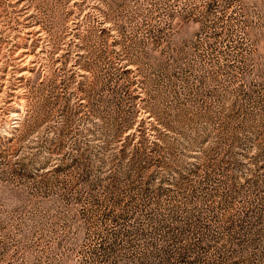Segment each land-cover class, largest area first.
I'll list each match as a JSON object with an SVG mask.
<instances>
[{
    "label": "rangeland",
    "instance_id": "obj_1",
    "mask_svg": "<svg viewBox=\"0 0 264 264\" xmlns=\"http://www.w3.org/2000/svg\"><path fill=\"white\" fill-rule=\"evenodd\" d=\"M0 264H264V0H0Z\"/></svg>",
    "mask_w": 264,
    "mask_h": 264
}]
</instances>
